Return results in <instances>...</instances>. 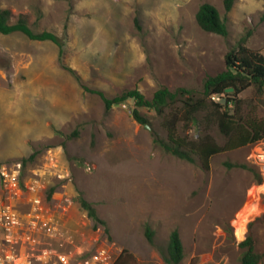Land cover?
I'll list each match as a JSON object with an SVG mask.
<instances>
[{"label":"rangeland","instance_id":"rangeland-1","mask_svg":"<svg viewBox=\"0 0 264 264\" xmlns=\"http://www.w3.org/2000/svg\"><path fill=\"white\" fill-rule=\"evenodd\" d=\"M202 3L225 19L227 37L197 25ZM1 7L11 23L23 17L32 31L62 44L61 54L51 41L0 34V166L20 164L23 184L38 182L42 206L40 225L25 228L31 238L15 246L23 258L111 264L126 251L137 264H167L163 254L177 230L180 264H240L247 237L264 264V164L255 157L264 139L213 156L205 171L196 156L191 163L162 147L161 116L140 110L147 129L133 119L131 100L106 111L84 89L109 98L137 89L147 99L160 87L199 92L208 76L225 70L226 54L242 37L264 55V0H235L227 13L223 0H1ZM240 98L245 115L264 119V92L250 87ZM204 116L180 123L178 135H210L223 145ZM34 194L23 191L15 203L22 214Z\"/></svg>","mask_w":264,"mask_h":264},{"label":"trees","instance_id":"trees-1","mask_svg":"<svg viewBox=\"0 0 264 264\" xmlns=\"http://www.w3.org/2000/svg\"><path fill=\"white\" fill-rule=\"evenodd\" d=\"M234 2L235 0H223L226 13L231 11ZM11 19L12 13L1 7L0 0V34L19 32L30 40L51 41L58 45L62 54V44L54 34L32 31L23 17L13 23ZM195 20L205 32L222 37H227L229 34L225 19L209 3H202L199 6ZM246 40L247 36L242 37L226 54L225 70L215 76H208L199 92L186 88L170 91L166 87H160L150 99H147L137 89L111 98L100 91L86 87L84 89L97 94L102 99L106 111L131 100L134 106L131 115L142 125L147 124L148 121L140 110L155 112L162 117V126L166 130V140L160 141L162 147L176 157L191 163L195 162L196 156L201 168L208 171L213 156L253 145L264 139V119L245 115L243 100L240 98V94L250 87H254L258 93L264 92V55L247 48ZM229 88L232 89L231 92L226 91ZM214 97H219L222 101H215ZM201 113H205L204 119L207 123L213 122L217 125L219 132L225 138L223 145L217 144L210 135H204L194 141H186L178 135L177 129L180 123L186 126L194 123L196 116ZM79 204L87 212L88 217L104 225L98 219L94 208L85 199L79 198ZM144 235L148 243L154 245V231L149 226H145ZM239 247L245 249L240 264H259L261 255L254 251L250 237L240 242ZM183 258L184 249L179 233L173 230L169 234L163 259L167 264H180ZM111 264H137V262L133 255L122 251Z\"/></svg>","mask_w":264,"mask_h":264},{"label":"built area","instance_id":"built-area-1","mask_svg":"<svg viewBox=\"0 0 264 264\" xmlns=\"http://www.w3.org/2000/svg\"><path fill=\"white\" fill-rule=\"evenodd\" d=\"M255 157L261 165L264 164V152H258ZM38 189L39 184L35 180L23 184L20 164L0 166V264H31V259L23 258L15 250V246L24 238L28 240L31 238L26 233L27 227L36 229L39 224L38 213L42 211V206L36 193ZM23 191L35 193L29 200L30 211L24 214L15 204ZM44 226H47V223ZM100 256L104 259L105 251L102 250ZM60 259L65 261L64 257Z\"/></svg>","mask_w":264,"mask_h":264},{"label":"water","instance_id":"water-1","mask_svg":"<svg viewBox=\"0 0 264 264\" xmlns=\"http://www.w3.org/2000/svg\"><path fill=\"white\" fill-rule=\"evenodd\" d=\"M226 91H227V92H231V91H232V89H231V88H229V89H227ZM144 126H145V128H147V129L149 128L147 125H144Z\"/></svg>","mask_w":264,"mask_h":264}]
</instances>
